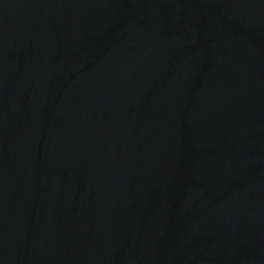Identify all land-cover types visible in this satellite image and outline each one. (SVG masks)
<instances>
[{
	"label": "water",
	"instance_id": "1",
	"mask_svg": "<svg viewBox=\"0 0 264 264\" xmlns=\"http://www.w3.org/2000/svg\"><path fill=\"white\" fill-rule=\"evenodd\" d=\"M0 264H264V0H0Z\"/></svg>",
	"mask_w": 264,
	"mask_h": 264
}]
</instances>
